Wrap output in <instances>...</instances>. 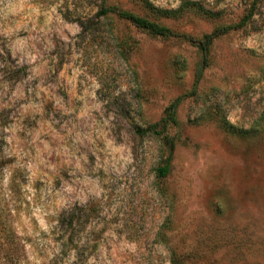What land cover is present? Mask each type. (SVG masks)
<instances>
[{
	"label": "rangeland",
	"instance_id": "obj_1",
	"mask_svg": "<svg viewBox=\"0 0 264 264\" xmlns=\"http://www.w3.org/2000/svg\"><path fill=\"white\" fill-rule=\"evenodd\" d=\"M151 1L0 0V264H264V0Z\"/></svg>",
	"mask_w": 264,
	"mask_h": 264
},
{
	"label": "trees",
	"instance_id": "obj_2",
	"mask_svg": "<svg viewBox=\"0 0 264 264\" xmlns=\"http://www.w3.org/2000/svg\"><path fill=\"white\" fill-rule=\"evenodd\" d=\"M156 18L165 17V16H177V14L182 11L183 7H196L197 11L202 14H211V11L203 6L197 4L196 2L188 1L185 2L182 6L177 9H164L162 7L156 6L151 0H139ZM101 15L106 17L110 15H116L119 18L129 20L131 23L136 25L139 28L145 29L155 35H166L171 33L170 28L164 26L156 20L150 19L149 17L142 16L132 10L124 9L116 5H107L103 6L100 11ZM246 18L241 20L235 25H226L214 29L211 33H208L204 36V39L201 41V48L204 52V60L206 61L207 56L210 51V46L213 43L214 39L218 36L226 33L233 27H238L244 25ZM181 102V97L175 99L167 108L165 114L158 120L153 123H149L145 128L139 127V131L143 134H152L163 141V139L168 137V129L171 125L178 123L177 118V109ZM169 143V153L166 155L165 152L162 155L163 160L160 166L157 167L158 175L165 177L168 175L171 166L172 155L175 147L173 138H167ZM64 245L66 242H63Z\"/></svg>",
	"mask_w": 264,
	"mask_h": 264
}]
</instances>
